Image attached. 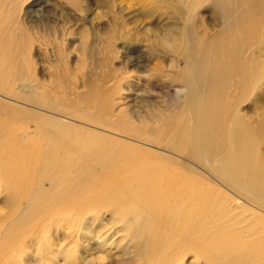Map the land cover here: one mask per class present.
<instances>
[{"label":"bare ground","instance_id":"6f19581e","mask_svg":"<svg viewBox=\"0 0 264 264\" xmlns=\"http://www.w3.org/2000/svg\"><path fill=\"white\" fill-rule=\"evenodd\" d=\"M11 1L0 4V192L8 210H0V264H11L24 240L53 223L82 229L79 240L120 237L129 264H264V0L175 1L177 20L185 21V8L202 6L217 28L201 18L200 29L185 21L158 33L165 46L157 56L148 50L162 61L176 58L162 76L184 96L174 100L159 88L169 109L150 110L148 122H100L81 102L71 117L60 115L140 145H115L101 132L59 121L52 111L59 103L31 101L28 91L41 87L27 67L30 36L11 30L14 17L3 13ZM159 69L150 70L146 92L157 89ZM116 91L89 97L105 100ZM180 160L194 166L189 174L174 175L185 170ZM29 256L22 252L17 262L29 264ZM94 260L103 264L104 257Z\"/></svg>","mask_w":264,"mask_h":264},{"label":"rangeland","instance_id":"374dc122","mask_svg":"<svg viewBox=\"0 0 264 264\" xmlns=\"http://www.w3.org/2000/svg\"><path fill=\"white\" fill-rule=\"evenodd\" d=\"M175 1L177 0H12L2 6L4 14L9 13L14 17L8 22L9 28L14 32L22 29L30 36L31 46L27 50L30 65L25 63L24 66L31 70L32 78L41 87L28 91L31 101L41 102L43 99L47 108L48 102L59 103V108L52 110L55 117L60 118L59 121L101 132L116 141L115 145L129 141L140 145L138 141L122 137L116 131L102 126L98 129L92 127V124L88 126L74 123L60 115L71 117L76 103L81 102L85 104L83 110L97 121L124 119L139 127L143 122H148L150 110L152 113L156 110L163 113L169 109L165 100L167 95L160 93L159 88L166 87L171 98L183 101V89L168 85L169 82L162 76L166 71L170 72L168 65L174 66L176 58L171 56L162 61L151 55L148 48L151 47L157 56V50L165 46L157 40L158 33L166 27H179L185 25L186 21V26L197 25L200 29L201 18L210 31H215L217 26L214 29L209 27L210 21L206 19V11L202 6L197 7L195 13L187 12L185 8V21L177 20L179 12L176 5L181 3L179 1L173 5ZM191 64L190 62L189 65ZM152 68H161L159 79H155L158 86L156 90L146 89V92L143 87L147 79H151L149 73ZM19 76V79L23 78V74L20 73ZM98 90L117 91L105 100L89 97L98 93ZM118 115L123 118H118ZM29 126L33 129L32 123ZM84 135L86 133L73 132L75 138ZM261 154L264 158V145ZM135 163L140 164V161ZM179 164L185 170L174 175H187L194 167L184 160H180ZM142 169L149 171L147 167ZM129 172L127 169L120 175ZM192 173L196 176L195 179L202 176L199 170ZM154 174L153 177H160L162 172L154 169ZM4 196L5 192L1 191L0 210L8 212L1 200ZM21 206H26V203ZM2 224L0 223V228ZM82 233L80 228L69 230L68 227L53 223L43 235L38 234L40 237L34 235L24 240L13 252L14 261L11 264H19L17 261L22 252L30 253L31 257L27 260L29 264H97L94 259L98 256L104 257L103 264L124 261L129 264V257L120 250L124 248L120 244V237L109 236L108 240L106 237L91 238L90 234L79 240Z\"/></svg>","mask_w":264,"mask_h":264}]
</instances>
